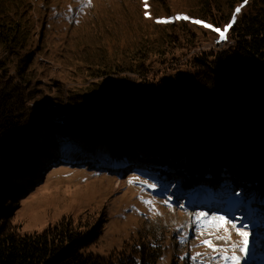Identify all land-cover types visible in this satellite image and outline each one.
<instances>
[{"label":"rangeland","instance_id":"374dc122","mask_svg":"<svg viewBox=\"0 0 264 264\" xmlns=\"http://www.w3.org/2000/svg\"><path fill=\"white\" fill-rule=\"evenodd\" d=\"M212 3L224 9V19L210 17L211 7L205 6ZM147 5L144 0H0V20L19 22L23 29L12 52L0 43V61L16 73L25 72L28 97L44 105L34 106L41 122L30 136L38 135L39 141L30 143L29 136L20 146L40 164L35 171L9 173L14 184L0 197V207L11 212L18 203L12 221L24 235L42 233L66 216L86 217L101 232L91 252L103 258L122 250L138 232L164 234L167 251L159 264H223L202 241L230 248L240 237L230 224L227 241L216 239L225 235L223 229L198 231L195 214L224 215L238 226L247 224L251 232L249 255L241 264H264L261 186L226 184L215 175L206 186L196 180L213 167L212 160L205 166L197 162L191 174L163 158L179 137L170 121L200 127L211 113L233 112L238 105L205 101L199 94L160 98L144 89L138 74L118 70L136 65V50L146 44L164 50L177 34L196 32L199 46L192 52L202 51L219 34L193 20L223 30L234 14L238 20L254 13L253 2L230 7L227 0H147ZM178 15L189 19L176 20ZM226 36L231 45L229 31ZM154 58L151 67L164 70ZM101 74L106 76H96ZM158 116L162 119L155 121ZM134 176L156 183L157 189L129 184ZM140 197L152 200L155 211ZM169 197L170 206L164 203Z\"/></svg>","mask_w":264,"mask_h":264},{"label":"trees","instance_id":"16d2710c","mask_svg":"<svg viewBox=\"0 0 264 264\" xmlns=\"http://www.w3.org/2000/svg\"><path fill=\"white\" fill-rule=\"evenodd\" d=\"M248 1L253 2L256 11L236 20L229 30L233 43L227 48L195 53L192 50L199 46L196 32L189 37L177 34L164 50L157 47V51L148 44L136 50L132 54L136 65L118 70L138 74L144 89L160 98L182 93L199 94L205 101L235 102L238 106L233 112L211 113L200 127L170 121L179 137L163 158L191 174L197 162L205 166L212 160L213 167L200 174L198 183L207 186L212 182L209 176L215 175L226 184L261 186L264 191V0ZM227 3L234 7L244 0ZM207 6L211 7L212 19L227 16L223 8H214L212 3L206 4V10ZM22 32L19 22L8 24L0 20V43L6 50L12 52L18 46ZM183 47L189 50L179 55L177 50ZM151 57L166 68L155 71L157 68L149 63ZM27 83L25 72L16 73L0 61V197L14 184L9 173L35 171L40 164L37 156L20 147L41 122L28 97ZM160 119L162 116L155 121ZM15 204L11 212L0 207V264H159L167 251L164 234L138 232L122 250L105 258L95 255L91 248L101 232L81 216H66L42 233L24 235L12 221Z\"/></svg>","mask_w":264,"mask_h":264},{"label":"snow or ice","instance_id":"6c2138e0","mask_svg":"<svg viewBox=\"0 0 264 264\" xmlns=\"http://www.w3.org/2000/svg\"><path fill=\"white\" fill-rule=\"evenodd\" d=\"M145 7L147 8V0H144ZM244 3H247V0H244ZM243 7V5H241ZM241 7H238L235 9V13H239L241 11ZM146 16L149 14L146 12ZM176 20H188L189 17L178 15L175 17ZM172 22L170 19H158L157 23H170ZM195 24H203L205 28H210L214 32L219 34L220 41H225L227 39L226 33L229 31V29L232 28L233 24L236 22V16L233 15L232 21L226 25L223 30L220 28L213 27L210 24H206L203 21L200 20H193L192 21ZM136 182H139L142 185H146L148 188L155 191L158 187L156 183H149L147 180H141L139 176H134L129 179V184H134ZM143 203L149 205L150 209L155 211L154 203L152 200H143V197H140ZM171 197H169L167 200L164 201L165 204H168L170 206ZM155 214L159 215L160 213L156 212ZM195 224L198 231L203 229H216L217 231L220 229L224 230L225 235L223 236H217L216 239L218 240H229L231 238V234L229 232L228 227L226 225H231V228L235 230L236 234L240 237L239 244H232L230 248H218L215 244H213L212 240L206 239L202 241V244L209 249L212 250L213 253L218 254L219 260L223 261V264H241L243 260L249 255V237L251 235V232L249 230V227L247 224H242L238 226V224L230 219H228L224 215H216L213 214L209 216L206 212H198L195 214ZM179 231V230H178ZM202 234V232H201ZM184 240H186V237H183ZM237 249L239 250V255L237 254ZM229 252L231 254L229 255ZM201 254L197 253L195 256H192L191 259L195 261L197 257H199ZM213 260L217 259V256L212 257Z\"/></svg>","mask_w":264,"mask_h":264},{"label":"bare ground","instance_id":"6f19581e","mask_svg":"<svg viewBox=\"0 0 264 264\" xmlns=\"http://www.w3.org/2000/svg\"><path fill=\"white\" fill-rule=\"evenodd\" d=\"M220 40V38H217L216 40H214V42H218ZM221 46L222 48H219L218 50H221V49H224V48H227L229 46V43L227 40L225 41H221ZM205 49H213V43L211 45H208V46H203L200 48V50H205ZM38 135H35L34 137H30V140L29 142L30 143H36L38 142L39 140H37L39 138V136L37 137ZM34 138V139H33ZM32 146L29 145V148H31Z\"/></svg>","mask_w":264,"mask_h":264},{"label":"built area","instance_id":"2783aa9c","mask_svg":"<svg viewBox=\"0 0 264 264\" xmlns=\"http://www.w3.org/2000/svg\"><path fill=\"white\" fill-rule=\"evenodd\" d=\"M219 48H222V46H221V41L219 40L218 42H214L213 43V49H216V50H218ZM33 106H44V105H42L41 104V102H33V104H32Z\"/></svg>","mask_w":264,"mask_h":264},{"label":"water","instance_id":"95a60500","mask_svg":"<svg viewBox=\"0 0 264 264\" xmlns=\"http://www.w3.org/2000/svg\"><path fill=\"white\" fill-rule=\"evenodd\" d=\"M30 137H32V136H30Z\"/></svg>","mask_w":264,"mask_h":264}]
</instances>
